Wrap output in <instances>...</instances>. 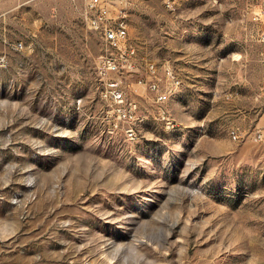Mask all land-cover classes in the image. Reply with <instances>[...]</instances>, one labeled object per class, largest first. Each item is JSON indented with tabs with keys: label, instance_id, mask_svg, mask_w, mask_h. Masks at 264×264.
Returning <instances> with one entry per match:
<instances>
[{
	"label": "rangeland",
	"instance_id": "374dc122",
	"mask_svg": "<svg viewBox=\"0 0 264 264\" xmlns=\"http://www.w3.org/2000/svg\"><path fill=\"white\" fill-rule=\"evenodd\" d=\"M110 1L132 74L87 0H0V264H264V0Z\"/></svg>",
	"mask_w": 264,
	"mask_h": 264
},
{
	"label": "built area",
	"instance_id": "2783aa9c",
	"mask_svg": "<svg viewBox=\"0 0 264 264\" xmlns=\"http://www.w3.org/2000/svg\"><path fill=\"white\" fill-rule=\"evenodd\" d=\"M110 3V0H87L84 10L90 29L100 34L105 49V54L100 58L99 69L105 76L110 72L132 74L139 71V58L136 50L129 44V24L121 11L115 16L111 15ZM144 70L146 77L138 80V84L154 93L157 103H166L172 90L161 85L156 63L145 60ZM165 74L173 86L180 84L171 67L165 68ZM120 83L119 80H108L103 97L119 106V118L129 120L135 114L136 105L126 101ZM233 134L234 139L240 138L237 131H233ZM252 138L255 141H264V130L257 129Z\"/></svg>",
	"mask_w": 264,
	"mask_h": 264
},
{
	"label": "bare ground",
	"instance_id": "6f19581e",
	"mask_svg": "<svg viewBox=\"0 0 264 264\" xmlns=\"http://www.w3.org/2000/svg\"><path fill=\"white\" fill-rule=\"evenodd\" d=\"M170 95H171V94H170ZM170 95H168V98H169V96H170ZM168 98H167V100H166V101H168Z\"/></svg>",
	"mask_w": 264,
	"mask_h": 264
}]
</instances>
